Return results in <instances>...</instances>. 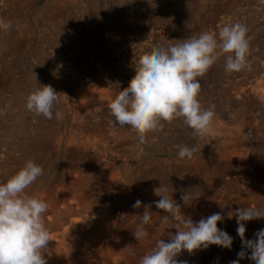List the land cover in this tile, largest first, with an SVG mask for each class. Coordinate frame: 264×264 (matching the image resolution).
Masks as SVG:
<instances>
[{"label":"rangeland","instance_id":"rangeland-1","mask_svg":"<svg viewBox=\"0 0 264 264\" xmlns=\"http://www.w3.org/2000/svg\"><path fill=\"white\" fill-rule=\"evenodd\" d=\"M0 18L9 25L7 29L0 26V127L20 121L16 114L24 111L26 101L15 99L10 87L16 81H32L35 88L37 82L51 85L66 95L61 96L58 106L62 118L28 117V124L37 120L61 132H66L69 125L85 122L92 127L102 125L107 133L110 131L112 177L121 180V185L112 188V199L121 201L118 206L128 207L127 190L137 187V180L152 173L154 164L159 163L162 176L181 186L171 185L173 189L177 188L180 195L190 192L196 214L193 221L220 212L225 219L218 228L233 237L231 250L212 245L192 254L184 251L177 259L187 264H230L236 260L242 245L236 218L228 219V212L240 208L236 206L239 200L241 207L264 210V3L0 0ZM233 23L247 28L250 47L246 67L227 72L225 55H221L198 78V100L203 108L215 112L210 134L194 135L178 118L165 122L162 131L149 133L148 144L142 145L128 127H113L108 104L117 94V84L120 89L128 86L140 56L191 34L218 35L222 25ZM5 100L8 107L2 105ZM10 113L14 115L7 116ZM183 145L197 147L191 159L178 157L177 146ZM45 172L41 178L52 174L51 169ZM249 194L253 199L247 197ZM137 198L134 193L135 202ZM204 210H208L207 215ZM245 226V237L254 239V233L264 229V219L248 221ZM137 254L142 257L146 253ZM239 264L254 262L245 257Z\"/></svg>","mask_w":264,"mask_h":264},{"label":"clouds","instance_id":"clouds-1","mask_svg":"<svg viewBox=\"0 0 264 264\" xmlns=\"http://www.w3.org/2000/svg\"><path fill=\"white\" fill-rule=\"evenodd\" d=\"M0 26L9 27L3 22ZM246 33L243 24H225L219 28L218 35L210 32L191 34L186 39L175 40L177 43L158 45L140 56L128 86L120 89L117 84V94L108 104L113 127H128L142 145L148 144L149 133L162 131L165 122L178 118L183 119L194 135L210 134L215 112L201 106L198 78L204 76L221 55H225L227 72L243 70L250 47ZM37 84L39 86L26 98V109L48 120L61 119L63 113L58 106L65 94L58 93L51 85ZM177 147L180 159H191L197 151L196 146ZM42 175V166L28 160L14 175L0 181V264H47L43 253L48 248L50 231L43 217L49 205L26 193V189ZM154 193L160 197L154 202L155 207L168 214L164 220L170 216L176 221V232H169L167 241L157 240L151 251L140 258L139 264H187V261L177 259L182 252L192 254L212 245L231 250L233 237L217 226L225 219L220 212L193 221L182 214L181 206L162 182ZM181 199L187 205L190 194H182ZM132 207H143L141 225H147L151 220V205H142L137 200ZM233 216L242 250L230 264H239L245 257L254 264H264V229L257 230L254 239L245 237L246 222L264 219V210L240 207L235 212H228V219ZM132 234L137 241L148 236L143 227H138Z\"/></svg>","mask_w":264,"mask_h":264},{"label":"bare ground","instance_id":"bare-ground-1","mask_svg":"<svg viewBox=\"0 0 264 264\" xmlns=\"http://www.w3.org/2000/svg\"><path fill=\"white\" fill-rule=\"evenodd\" d=\"M15 83L10 87L17 100L26 101L36 89L32 81ZM7 100L2 105L8 107ZM23 104L24 111L16 114L20 121L0 127V181L14 175L28 160L42 166L43 174L52 170L49 177H38L26 189L29 196L38 197L49 205L43 217L50 231L48 248L43 253L47 264H139L138 251L149 253L157 240L167 239L169 232H176V221L170 216L164 220L168 214L155 207L154 202L160 197L154 190L161 182L181 206L182 214L192 220L196 217L192 198L184 204L177 188L171 187L176 185L175 182L166 180L159 172V163L154 164L152 173L137 180V187L127 190L129 205L121 209L118 206L121 201L117 197L112 199V188L115 190L121 185V180L112 177L110 131L107 133L102 125L92 127L88 122L69 125L66 132H61L58 127L47 128L37 120V123L28 124L25 119L39 116L29 112L26 103ZM12 113L7 116H13ZM61 158L63 161L59 163ZM176 186L181 189L180 185ZM134 193L138 194L137 199L142 205H151V220L147 225H141L143 207H132ZM251 195L247 197L251 198ZM236 206L241 207V200ZM207 212L204 210L203 213L207 215ZM138 227L148 232V236L139 241L132 234Z\"/></svg>","mask_w":264,"mask_h":264}]
</instances>
